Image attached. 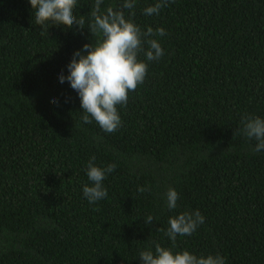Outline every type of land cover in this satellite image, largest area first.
<instances>
[{"label": "trees", "instance_id": "16d2710c", "mask_svg": "<svg viewBox=\"0 0 264 264\" xmlns=\"http://www.w3.org/2000/svg\"><path fill=\"white\" fill-rule=\"evenodd\" d=\"M155 2L136 0L132 19L165 29L155 37L164 55L108 134L82 122L77 93L58 81L96 39L87 29L94 0L74 9L86 28L48 30L29 0H0V264H141L151 241L264 264V150L239 133L245 114L264 118V0H174L145 15ZM92 156L116 165L95 204L82 192ZM169 187L179 194L173 211ZM194 210L204 223L173 247L158 229Z\"/></svg>", "mask_w": 264, "mask_h": 264}, {"label": "clouds", "instance_id": "9594fccd", "mask_svg": "<svg viewBox=\"0 0 264 264\" xmlns=\"http://www.w3.org/2000/svg\"><path fill=\"white\" fill-rule=\"evenodd\" d=\"M174 0H156L145 7V15H159ZM103 0H94L90 12L91 20L88 31L96 37L92 43H86L81 50H76L68 63L67 75L58 76L59 83L68 82L80 101L82 111L81 120L85 124L95 121L104 133H114L122 125L119 108L127 105L129 93L135 92L138 86L145 82L149 63L159 61L164 55L161 44L155 37L166 35L165 29L146 27L142 30L132 19V11L136 0H122L118 7L101 8ZM34 10L35 24L42 30L50 26H64L69 29L75 25L84 29L85 18L78 19L74 14L77 0H29ZM124 9L129 10L126 18ZM147 46V47H145ZM143 54L144 59H140ZM52 104L58 101L53 99ZM243 127L239 133L249 141L255 140L254 152L264 150V118L245 114L241 119ZM95 156L89 158L86 166V175L91 186L85 184L82 188L83 196L89 203L95 204L107 197V189L103 181L107 175L115 170V164L98 167L94 163ZM147 189L141 187L139 192ZM166 207L169 211L177 208L179 194L169 187L165 193ZM154 221L149 214L145 225ZM204 223V217L199 210L181 212L168 219V228L158 229L172 242L175 247L177 236L192 235ZM154 251L150 247L140 251L141 264H225V258L219 254L200 255L182 250L173 252L172 248L164 247L155 241Z\"/></svg>", "mask_w": 264, "mask_h": 264}]
</instances>
